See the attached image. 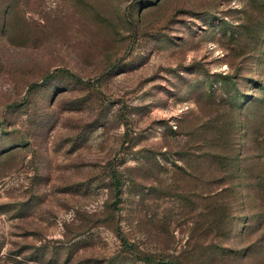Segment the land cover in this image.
Wrapping results in <instances>:
<instances>
[{"label":"rangeland","instance_id":"374dc122","mask_svg":"<svg viewBox=\"0 0 264 264\" xmlns=\"http://www.w3.org/2000/svg\"><path fill=\"white\" fill-rule=\"evenodd\" d=\"M0 264H264V0H0Z\"/></svg>","mask_w":264,"mask_h":264}]
</instances>
